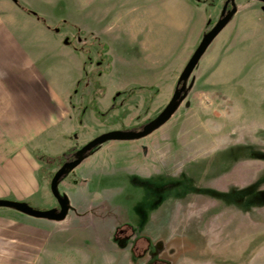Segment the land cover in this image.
<instances>
[{
	"label": "rangeland",
	"instance_id": "rangeland-1",
	"mask_svg": "<svg viewBox=\"0 0 264 264\" xmlns=\"http://www.w3.org/2000/svg\"><path fill=\"white\" fill-rule=\"evenodd\" d=\"M224 2L0 0L19 11L36 45H51L59 89L83 77L72 103L85 112L61 155L39 152L35 142L20 146L18 156L4 153L0 199L57 209L50 183L63 160L104 133L157 117ZM238 3L243 11L209 47L168 123L145 138L102 145L63 177L59 192L70 200L63 221L0 208V235L16 256L4 264H264V20L258 26L246 17L261 9L259 1ZM54 39L97 63L85 61L80 71L66 50H53ZM134 40L160 45L144 53L147 64L170 55L162 70L148 73L153 89L135 82ZM120 93L131 95L118 96L114 107Z\"/></svg>",
	"mask_w": 264,
	"mask_h": 264
},
{
	"label": "crops",
	"instance_id": "crops-1",
	"mask_svg": "<svg viewBox=\"0 0 264 264\" xmlns=\"http://www.w3.org/2000/svg\"><path fill=\"white\" fill-rule=\"evenodd\" d=\"M243 6L242 3H238L237 13L234 17L240 15ZM260 6L262 10H254L251 13L252 16H246L255 20L258 26L260 21L264 20L263 4L261 3ZM14 11L15 9L8 3L5 7H0V159L4 153L18 156L20 155V146L24 147L26 144L29 146L34 142L37 145L36 150L39 152L45 149L44 151L59 156L61 151L67 147L65 145L69 144L67 136L73 129L80 126V117L85 116L84 110L78 111L72 103V98L78 88L77 82L83 80V77L75 78L70 89L64 91L59 89L60 86L55 84L54 77L50 75L54 66V62L51 63V61H56L57 55H53L52 51L48 49L51 45H36L34 39L30 37V33H26L20 27L19 11L16 16ZM205 29L206 27L203 26L202 32ZM134 42L136 45L129 46L138 49L139 52L136 57L137 64L132 66L138 67L137 71L140 75L135 82L140 89H153L154 82L147 83V80L152 77L148 78V73H157L158 70H162V66H166L171 59L170 55L166 56L167 58H163L162 55L158 59V55L155 54V57L150 59V63L147 64L143 57L144 53L160 45H145L139 40L137 42L134 40ZM55 43L53 50H58V53L66 50L63 52L64 57L67 60L70 59L73 67H78L80 71L84 70L85 61L92 65L97 63L94 59L89 62L84 54L74 53L72 45H66L65 41L64 44L57 40ZM80 46L83 49L85 45L81 43ZM103 46L107 47L108 45H99V49ZM99 53L97 52V54ZM98 64L100 65V63ZM98 70L101 71V69ZM100 71H97V74ZM91 72L96 73L94 70ZM177 79L176 77L174 80L175 86ZM174 84L172 91L175 88ZM126 88L119 89L121 90L119 92H125ZM92 92L95 94L96 91ZM22 153L26 154L27 150L24 149ZM1 236L0 264H4L5 258L16 256L13 249L4 247Z\"/></svg>",
	"mask_w": 264,
	"mask_h": 264
},
{
	"label": "water",
	"instance_id": "water-1",
	"mask_svg": "<svg viewBox=\"0 0 264 264\" xmlns=\"http://www.w3.org/2000/svg\"><path fill=\"white\" fill-rule=\"evenodd\" d=\"M14 3H18V0H12ZM264 3V0H258ZM232 2L233 9L228 11V6ZM237 13V7L235 6V0H228L221 12V18L217 24L208 31L199 46L197 47L195 53L192 55L191 59L187 63L185 69L183 70L178 84L176 87L175 94L164 109V111L152 122L147 124L142 131H111L104 133L95 139L87 143L82 149L77 152V158L73 161L65 163L53 176L50 189L54 198L58 201L59 209H51L47 211H40L32 208L25 202L21 201H11L0 199V208L14 209L19 213L28 216L30 218L37 219H49L53 221H63L70 210V200L66 195H61L59 192V185L67 172L73 171L78 168L85 160V157L96 151L102 145L113 142V141H134L145 138L151 135L153 132L164 126L170 121V119L175 115L181 103L186 99V85L185 83L190 79L194 73L196 67L199 65L201 59L214 42V40L220 35V33L229 25L234 15ZM65 44L68 45L69 41L66 39ZM184 84L183 86L180 85Z\"/></svg>",
	"mask_w": 264,
	"mask_h": 264
},
{
	"label": "flooded vegetation",
	"instance_id": "flooded-vegetation-1",
	"mask_svg": "<svg viewBox=\"0 0 264 264\" xmlns=\"http://www.w3.org/2000/svg\"><path fill=\"white\" fill-rule=\"evenodd\" d=\"M227 1H228V0H225L224 5H225V3H226ZM257 1H258V0H257ZM259 2H260V1H259ZM260 3L263 4V7H262V8H263V10H264V3H263V2H260ZM235 6L237 7V5H236V0H235ZM223 7H224V6H223ZM232 9H233V4H232V2H230L229 6H228V11H230V10H232ZM179 78H180V77H179ZM178 80H179V79H178ZM177 84H178V81H177ZM177 84H176V87H177ZM183 85H184V84H181V85H180V88H181V86H183ZM185 85H186V84H185ZM176 87H175V90L173 91V95H172V97H171V100H172V98H173V96H174V94H175ZM189 90H190L189 86H186V93H187V95H188ZM121 94L123 95V93H120L119 95H116V97H114V99H113V105H114V107H115L116 104H117V97H118V96H121ZM129 95H131V94H127V93H126V95H123V96H124V98H125V97H130ZM132 96H134V95H132ZM135 96H136V95H135ZM156 97H157V96L153 97V99H155ZM159 97H160V96H159ZM124 98H123V100L125 101L126 98H125V99H124ZM171 100H170V101H171ZM127 101H128V100H127ZM169 103H170V102H169ZM169 103H168V104H169ZM122 106H123V105H122ZM122 106H121V107H122ZM166 107H167V106H166ZM166 107H165V108H166ZM165 108H164V109H165ZM164 109H163V111H164ZM163 111H162V112H163ZM162 112H161V113H162ZM161 113H160V114H161ZM160 114H159V115H160ZM159 115H158V116H159ZM158 116H157V117H158ZM157 117H155V118L149 120L146 124L141 125L140 127L135 128L134 130H127V131H137V132L142 131V130L144 129V127H145L147 124H149L150 122H152L153 120H155ZM162 127H163V126H162ZM162 127H161V128H162ZM159 129H160V128H159ZM159 129H158V130H159ZM114 131H116V130H114ZM119 131H120V130H119ZM153 133H154V132H153ZM153 133H152V134H153ZM152 134H151V135H152ZM149 136H150V135H149ZM83 147H84V146H83ZM83 147H81L80 149H82ZM80 149H78V150L75 151L74 156L72 157L71 160H69V161H65V160H63V162H62L60 168H61L65 163L75 160V159L78 157V156H77V152H78ZM60 168H59V169H60ZM76 169H77V168H76ZM76 169H75V170H76ZM73 171H74V170H73ZM70 172H72V171H70ZM70 172L68 171L67 174H69ZM67 174H66V175H67ZM57 203H58V201H57ZM54 209H56V208H54ZM57 209H59V204H58V208H57Z\"/></svg>",
	"mask_w": 264,
	"mask_h": 264
},
{
	"label": "trees",
	"instance_id": "trees-1",
	"mask_svg": "<svg viewBox=\"0 0 264 264\" xmlns=\"http://www.w3.org/2000/svg\"><path fill=\"white\" fill-rule=\"evenodd\" d=\"M32 15L36 16L37 18H39L38 15H36L35 13H32ZM38 20H39L40 22H42L43 24H45V22H44L41 18H39ZM98 75H99V73H98ZM95 114H97V115L100 116L101 113L99 112L98 109H95ZM74 153H75V152H74Z\"/></svg>",
	"mask_w": 264,
	"mask_h": 264
}]
</instances>
